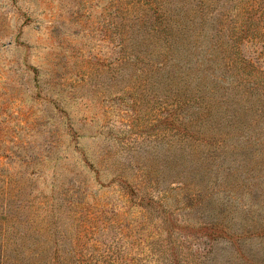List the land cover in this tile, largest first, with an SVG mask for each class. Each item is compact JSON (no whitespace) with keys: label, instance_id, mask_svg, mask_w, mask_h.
Returning a JSON list of instances; mask_svg holds the SVG:
<instances>
[{"label":"rangeland","instance_id":"1","mask_svg":"<svg viewBox=\"0 0 264 264\" xmlns=\"http://www.w3.org/2000/svg\"><path fill=\"white\" fill-rule=\"evenodd\" d=\"M0 264H264V0H0Z\"/></svg>","mask_w":264,"mask_h":264}]
</instances>
